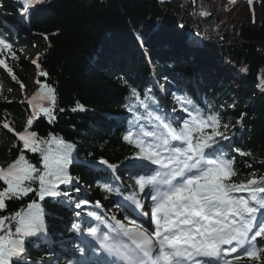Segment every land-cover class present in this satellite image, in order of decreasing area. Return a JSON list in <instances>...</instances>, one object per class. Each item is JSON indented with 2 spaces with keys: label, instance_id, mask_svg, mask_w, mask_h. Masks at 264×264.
Masks as SVG:
<instances>
[{
  "label": "trees",
  "instance_id": "trees-1",
  "mask_svg": "<svg viewBox=\"0 0 264 264\" xmlns=\"http://www.w3.org/2000/svg\"><path fill=\"white\" fill-rule=\"evenodd\" d=\"M0 9L23 11L20 24L12 26L16 53L32 48L35 40L43 44L28 62L18 53L15 61L10 55L2 57L17 76L14 87L20 88V82L28 86L33 78L37 88L48 83L56 90L55 121L38 117L30 130L45 139L51 133L74 143L70 174L88 187V194L83 189L77 193L74 184L67 189L74 202L39 201L51 235L70 237L69 227L76 220L71 203L78 199L90 201L88 211H97V201L104 209L111 205L114 193L101 190L102 182L121 190L133 183L125 169L113 172L99 164L101 158L119 164L133 151L122 140L132 118L127 110L130 87L142 97L149 91L160 108L163 99L154 82L163 87L172 83L180 93L192 87L196 96L190 98L230 125L233 136L226 151L236 158V179L264 176V0H252L251 5L248 0H195L194 8L192 0H44L27 11L23 0H0ZM201 10L210 15L201 17ZM230 36L228 42L220 40ZM34 59L47 77L38 74ZM9 83L0 70V116L20 131L31 110L21 99L9 98ZM78 105L84 110L73 111ZM116 117H122L121 124ZM14 143L13 134L0 127V164L18 156L20 148ZM235 148L251 155L241 156ZM26 156L39 165L38 154ZM34 198L30 194L22 201H6L0 214L20 210ZM26 247L30 264H43L53 255L33 239ZM60 264L67 263L63 259Z\"/></svg>",
  "mask_w": 264,
  "mask_h": 264
},
{
  "label": "snow or ice",
  "instance_id": "snow-or-ice-1",
  "mask_svg": "<svg viewBox=\"0 0 264 264\" xmlns=\"http://www.w3.org/2000/svg\"><path fill=\"white\" fill-rule=\"evenodd\" d=\"M43 2L23 0L26 11ZM248 2L252 4V0ZM199 15L206 17L210 12L201 10ZM5 55L18 59L13 44L0 37V57ZM32 63L40 76H48L37 60ZM0 68L17 81L4 58H0ZM24 88L20 82L22 93ZM129 97L127 110L132 118L122 140L133 151L119 164L99 160L113 172L125 169L133 180L123 192L109 183L99 185L105 192L123 195L119 207L128 213L124 217L128 223L115 216L111 217L113 223H108L97 211H87L86 217L95 221H89L86 228L91 240L82 238L84 246L78 247L82 258L67 264H264V176L253 173L246 181L236 179V158L226 151L231 147L226 142L233 136L230 125L186 95L173 94L180 111L173 108L171 113L160 108L149 91L142 97L130 87ZM25 100L31 114L22 130L17 131L7 119L0 121V127L15 137L13 147L20 148L16 159L0 165V213L6 210V201H22L30 194L38 200L34 198L8 215L0 214V264H30L27 243L33 238L48 240L39 201L67 198L74 202L70 192L60 191V186H71L78 179L70 174L76 145L51 133L45 139L30 130L38 117L55 121L56 90L44 83ZM77 109L84 110L82 105L73 111ZM233 151L251 155L239 148ZM26 153L38 154L39 165ZM89 203L78 199L75 208ZM100 207L101 203L95 202V208ZM129 208L144 220L133 219ZM72 230L85 231L80 223H73Z\"/></svg>",
  "mask_w": 264,
  "mask_h": 264
},
{
  "label": "rangeland",
  "instance_id": "rangeland-1",
  "mask_svg": "<svg viewBox=\"0 0 264 264\" xmlns=\"http://www.w3.org/2000/svg\"><path fill=\"white\" fill-rule=\"evenodd\" d=\"M217 11L215 10V13H216ZM218 34H220V32L218 33ZM205 38V37H204ZM222 39V41H225V42H228V40H231V39H233L232 38V36H230V37H228V38H221ZM42 46H43V44H42V41H41V39H38V40H35V42L33 43V47L32 48H30V49H27V48H25V49H17L16 51H17V53L19 54V56L23 59V60H25V61H29L30 60V58L32 57V56H35L38 52H39V50L42 48ZM8 77V76H7ZM9 85L8 86H6V90H10V92H11V95H10V97L9 98H11V99H21V100H25V96H29V92L31 91V89H33V87H34V85H35V83H34V81L33 80H30L29 81V85L28 86H25V88H24V91H23V93L21 92V89L20 88H16V87H14V85H13V83L15 82V81H13L12 79H11V77L9 78ZM233 87V86H232ZM164 91H165V88H164ZM164 105H166L165 106V109L167 110V112H169V113H171L172 112V110H173V108H176L177 109V111L179 112L180 111V109H179V105L174 101V99L173 98H170L169 96H168V94H167V92H164ZM45 106H48V104H47V102H45ZM182 114V113H181ZM4 115V117L5 116H7V114H3ZM2 118V116H0V119ZM83 207V206H82ZM74 208V210H75V212L77 213V212H81V215H83V216H86V211H84V210H82V208L81 209H76L73 205H72V209ZM113 213H115V214H119V212H118V210L116 209L115 210V212H113ZM77 218H81V216L80 217H77ZM120 220V219H119ZM55 239H62V237H60V235H58V236H56L55 237ZM40 240H37V239H35V241L34 242H39ZM43 264H46L45 263V261H41ZM53 263H56L57 261L56 260H54V261H52Z\"/></svg>",
  "mask_w": 264,
  "mask_h": 264
},
{
  "label": "bare ground",
  "instance_id": "bare-ground-1",
  "mask_svg": "<svg viewBox=\"0 0 264 264\" xmlns=\"http://www.w3.org/2000/svg\"><path fill=\"white\" fill-rule=\"evenodd\" d=\"M223 77H224V78H228L229 75L223 73ZM167 82H172V81H171V80H167ZM154 83H155V84H159L160 82H159V81H156V82H154ZM30 92L34 95V94H35V89H31ZM7 163H8V161H6L4 164L1 163L0 165H6ZM64 186H65V185H62L63 189L66 190V191H67L68 188H70V187H64ZM75 186H76V185H75ZM64 190H63V191H64ZM84 191H85V190H84ZM85 194H86V191H85ZM121 221L124 222V223H126V220H124V219H122ZM126 224H127V223H126ZM61 241H62L61 239H59V240H58V239H55V240H54V243H55V242H58V244L56 243V246H57V247H58V246H62Z\"/></svg>",
  "mask_w": 264,
  "mask_h": 264
},
{
  "label": "water",
  "instance_id": "water-1",
  "mask_svg": "<svg viewBox=\"0 0 264 264\" xmlns=\"http://www.w3.org/2000/svg\"><path fill=\"white\" fill-rule=\"evenodd\" d=\"M193 3V2H192ZM194 5H195V3H193V8H194ZM193 31L197 34V35H199L198 33H197V31L195 30V29H193ZM200 36V35H199ZM221 41H222V39H220ZM261 45H263L261 42H259Z\"/></svg>",
  "mask_w": 264,
  "mask_h": 264
}]
</instances>
